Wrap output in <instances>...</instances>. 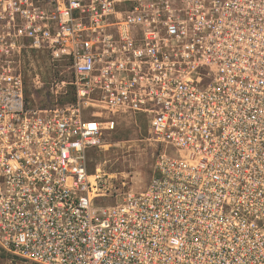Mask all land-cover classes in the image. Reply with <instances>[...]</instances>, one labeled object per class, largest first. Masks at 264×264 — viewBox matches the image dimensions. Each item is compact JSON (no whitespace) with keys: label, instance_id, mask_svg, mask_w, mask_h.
<instances>
[{"label":"built area","instance_id":"2783aa9c","mask_svg":"<svg viewBox=\"0 0 264 264\" xmlns=\"http://www.w3.org/2000/svg\"><path fill=\"white\" fill-rule=\"evenodd\" d=\"M39 56L71 70L46 104ZM120 118L156 148L143 185L90 169ZM0 250L264 264V0H0Z\"/></svg>","mask_w":264,"mask_h":264},{"label":"rangeland","instance_id":"374dc122","mask_svg":"<svg viewBox=\"0 0 264 264\" xmlns=\"http://www.w3.org/2000/svg\"><path fill=\"white\" fill-rule=\"evenodd\" d=\"M38 59L33 63L35 67H30L32 75L27 79V91L33 103L46 104L50 93L47 83L51 80V76L53 79H58L60 78L59 72L63 71V76L70 78L71 70L62 65L59 67L50 66L44 56H39ZM35 71L41 72L40 79L46 83L45 86L35 88L33 74ZM33 93L34 96L32 97ZM139 130L138 127L130 125L120 118L117 128L107 137L104 145L101 148L91 150L90 169L93 170L96 165H100L107 172H118L119 178L126 175L128 180L133 179L135 185H143L152 173L153 152L156 148L144 138L145 132ZM0 264L32 263H26L20 258L0 250Z\"/></svg>","mask_w":264,"mask_h":264},{"label":"trees","instance_id":"16d2710c","mask_svg":"<svg viewBox=\"0 0 264 264\" xmlns=\"http://www.w3.org/2000/svg\"><path fill=\"white\" fill-rule=\"evenodd\" d=\"M27 95L30 96V94L28 93V91H27Z\"/></svg>","mask_w":264,"mask_h":264}]
</instances>
